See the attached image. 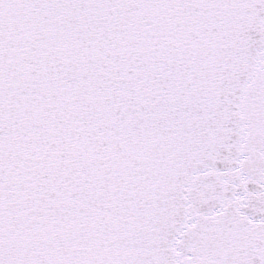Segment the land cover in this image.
I'll list each match as a JSON object with an SVG mask.
<instances>
[{
	"label": "snow or ice",
	"instance_id": "obj_1",
	"mask_svg": "<svg viewBox=\"0 0 264 264\" xmlns=\"http://www.w3.org/2000/svg\"><path fill=\"white\" fill-rule=\"evenodd\" d=\"M0 264H264V0H0Z\"/></svg>",
	"mask_w": 264,
	"mask_h": 264
}]
</instances>
